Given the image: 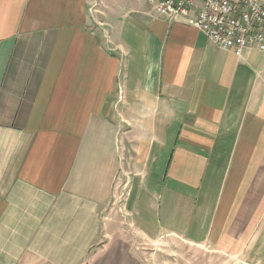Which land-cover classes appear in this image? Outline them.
I'll return each instance as SVG.
<instances>
[{
	"label": "crops",
	"instance_id": "1",
	"mask_svg": "<svg viewBox=\"0 0 264 264\" xmlns=\"http://www.w3.org/2000/svg\"><path fill=\"white\" fill-rule=\"evenodd\" d=\"M263 58L157 0H0V264H145L165 235L245 262Z\"/></svg>",
	"mask_w": 264,
	"mask_h": 264
},
{
	"label": "built area",
	"instance_id": "2",
	"mask_svg": "<svg viewBox=\"0 0 264 264\" xmlns=\"http://www.w3.org/2000/svg\"><path fill=\"white\" fill-rule=\"evenodd\" d=\"M157 8L238 56L250 49L264 53V0H160Z\"/></svg>",
	"mask_w": 264,
	"mask_h": 264
},
{
	"label": "rangeland",
	"instance_id": "3",
	"mask_svg": "<svg viewBox=\"0 0 264 264\" xmlns=\"http://www.w3.org/2000/svg\"><path fill=\"white\" fill-rule=\"evenodd\" d=\"M253 66L256 73L262 72L264 58L256 60ZM257 203L259 204V201ZM257 210L264 211V201H262L261 208ZM260 216L256 217L257 224ZM257 227L264 228V218L260 220ZM261 236H263V232L261 234L257 232L256 247L246 253L245 262L240 263L237 258L231 257V255L223 256L217 249H212L208 255H212L211 264H264V237ZM144 247L145 264H205V260L202 258L205 256V249L195 244L185 243L184 240L171 235H165L155 244H145Z\"/></svg>",
	"mask_w": 264,
	"mask_h": 264
},
{
	"label": "bare ground",
	"instance_id": "4",
	"mask_svg": "<svg viewBox=\"0 0 264 264\" xmlns=\"http://www.w3.org/2000/svg\"><path fill=\"white\" fill-rule=\"evenodd\" d=\"M157 4H160V0H157Z\"/></svg>",
	"mask_w": 264,
	"mask_h": 264
}]
</instances>
